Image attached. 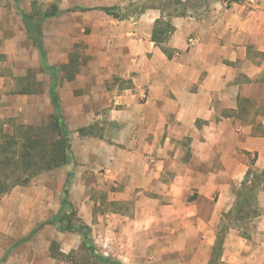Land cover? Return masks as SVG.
<instances>
[{
    "label": "crops",
    "instance_id": "1",
    "mask_svg": "<svg viewBox=\"0 0 264 264\" xmlns=\"http://www.w3.org/2000/svg\"><path fill=\"white\" fill-rule=\"evenodd\" d=\"M144 1L78 0L43 28L51 65L68 63L75 45L83 49L80 92L58 87L81 169L104 164L101 175L122 185L116 199L138 197L132 216L99 217L90 239L98 254L122 264H209L222 214L248 170L264 169V134L237 116L238 99L255 100L264 130V0L230 7L189 0L183 16L134 9ZM118 2L116 15L96 9ZM162 15L175 28L163 43L168 52L152 39ZM21 35L0 33L9 57ZM20 96L24 107L35 106V94ZM257 209L249 232L226 233L219 264H264V190Z\"/></svg>",
    "mask_w": 264,
    "mask_h": 264
},
{
    "label": "rangeland",
    "instance_id": "2",
    "mask_svg": "<svg viewBox=\"0 0 264 264\" xmlns=\"http://www.w3.org/2000/svg\"><path fill=\"white\" fill-rule=\"evenodd\" d=\"M77 1L0 0L1 36L14 35V32L16 35L23 34L18 39V46L16 44L13 45L14 52L13 56L10 57L4 53L6 45L0 39V85L3 84V88H5L3 90L5 91L2 92H6L8 96L7 103L2 101L0 88V136H2L0 138V174H12L13 176L19 174L16 164L11 166L2 165L5 156L15 152L14 162L15 160L17 162L20 155L19 150L22 148V137H25L28 128L44 124L45 122L49 123L54 113L49 94L47 95L53 73L42 68L37 49L28 40L26 29L19 16V9L27 13H32L36 10L50 13L55 4L60 9L61 6L65 5L70 10L71 3H77ZM242 1L244 2L245 0ZM150 5L164 7L168 13H173L176 8L174 6H164L165 3L154 0H147L142 2V4L135 3L133 7L136 10H140ZM112 8L113 12L117 14L120 10L119 2ZM179 8L181 9V6ZM49 21L50 18L45 21L43 27L46 32L49 29ZM48 34H46L47 37ZM82 51L80 44L75 45L70 50L68 63L71 59H74L75 64L69 69L67 68L66 72L62 66H68V63L52 65L59 67L55 71V87L58 93V87L72 90L71 86L68 88L67 83L76 86V95L80 92L78 74L80 73L81 65L84 63ZM68 71L74 75L73 80L69 81L66 78ZM22 72H25L26 75H23ZM24 92L36 95L35 106L37 108L34 106L35 109H33L32 104L29 107H24L22 96H20L25 95L26 93ZM238 105L240 109L237 115L238 118L243 117V121L246 120L247 123L252 124L253 134H264V130L257 125L258 120H260L258 118L262 105L260 107V104L249 98L238 99ZM61 109L64 113L62 104ZM70 114L74 117L76 112H70ZM4 135H8L12 140L15 139L19 142L10 147L7 153H2V145L6 142ZM186 145L190 146V142ZM75 157V151L71 148V156L65 166L43 172L33 178L26 186L17 185L0 198V264H99L91 257L89 250L83 247V235L81 233H59L53 226L46 225L32 235V232L40 224L50 219L59 210L63 186L70 172L73 173L69 185L70 200L75 205L78 211V218L82 222L90 226L86 220L92 218L93 223L91 225L94 226H90L92 232L98 231L96 225L99 224L97 221L99 217L112 213L132 216L135 213L137 195L134 194V196L126 200L116 199L122 185L111 181L108 177L105 179L101 175L104 171V164H101L97 171L94 169L90 172L88 170L83 172L80 163H78L80 161ZM12 180L8 181V183L13 182ZM262 190H264V187H261L259 192ZM8 195L9 197L2 201ZM193 196L190 193V198ZM110 202H116V205H110ZM229 224L230 229L236 228L241 233H247L254 225V218H250L246 222L236 219L230 221L222 215L217 231L221 230L223 225ZM21 240L24 241L21 242ZM91 244L95 250L99 251V243L96 242V238L95 240L91 239ZM52 249L53 251L58 249L60 253L67 255V257H53Z\"/></svg>",
    "mask_w": 264,
    "mask_h": 264
},
{
    "label": "trees",
    "instance_id": "3",
    "mask_svg": "<svg viewBox=\"0 0 264 264\" xmlns=\"http://www.w3.org/2000/svg\"><path fill=\"white\" fill-rule=\"evenodd\" d=\"M17 1V0H16ZM165 3L164 6H174L176 7L172 15L183 16L185 11L191 3L189 0H158ZM226 2L227 7H230L233 3H239L241 0H223ZM181 6V9L179 8ZM52 12L44 11H34L32 13H27L19 9V16L22 23L26 29L28 40L37 49L39 60L42 68L47 71H51L52 81L49 87V97L51 104L54 108V113L50 118L49 123H44L38 126L28 128L25 137H22L23 143L22 148L19 150V159L14 162L15 152H10L11 155L5 156L2 165L11 166L16 164L18 166L19 174L13 176L12 174H0V198L9 193L11 189L17 185L26 186L33 178L40 175L43 172L51 171L53 169L65 166L71 156V131L66 123L65 116L61 109V99L59 93L56 90L55 83V71L58 70V66H52L48 63L47 50L44 43V23L49 18L58 16L66 10H62L58 5H53ZM164 9V7H162ZM106 12L109 15H116L113 12L112 7H99L96 8ZM79 10L84 11L86 8H79ZM175 28L171 23V20L166 19L163 15L156 20L152 39L160 47H162L166 52H168L163 43H166ZM75 60L71 59L64 67V71L74 66ZM66 72V71H65ZM66 78L70 81L74 79V75L68 71L66 73ZM28 93V92H24ZM91 127H82L78 130L79 134L84 136L91 133ZM27 130V129H26ZM2 136H0L1 138ZM6 142L2 145V153H7L10 147L19 143L15 139L8 135H4ZM4 147V148H3ZM6 147V148H5ZM8 148V149H7ZM73 173L70 172L65 180L62 198L60 201V208L56 214H54L50 219L40 224L33 232L32 235L39 231L46 225L53 226L59 233H81L83 235L82 245L89 250L91 257L97 261L99 264H122L120 261L104 257L98 254L91 244V227L82 222L78 218V211L70 200L69 185L71 183ZM13 179L11 183H8ZM261 187H264V169L261 171H255L249 169L240 188L236 192V200L228 212L222 215L228 220H238L242 222L248 221L250 218H254L258 215L257 200L258 193ZM110 205H116V202H110ZM229 225H223V228L218 231L216 243L213 247L212 255L209 264H219V259L222 254L223 243L226 233L230 230ZM25 240V239H24ZM24 240H21L23 242ZM58 249L53 251V257H67V255L60 253Z\"/></svg>",
    "mask_w": 264,
    "mask_h": 264
},
{
    "label": "built area",
    "instance_id": "4",
    "mask_svg": "<svg viewBox=\"0 0 264 264\" xmlns=\"http://www.w3.org/2000/svg\"><path fill=\"white\" fill-rule=\"evenodd\" d=\"M195 40H196L195 38H190V39H189V43H190L191 45H193V44L195 43Z\"/></svg>",
    "mask_w": 264,
    "mask_h": 264
}]
</instances>
